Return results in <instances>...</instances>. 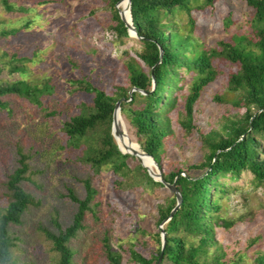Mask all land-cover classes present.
<instances>
[{
  "label": "rangeland",
  "instance_id": "rangeland-1",
  "mask_svg": "<svg viewBox=\"0 0 264 264\" xmlns=\"http://www.w3.org/2000/svg\"><path fill=\"white\" fill-rule=\"evenodd\" d=\"M9 1L11 9L0 4V80L22 76L36 82L49 79L54 85L51 93L40 97L41 104L11 93L1 96L9 110L0 108V213L9 199L5 181L17 165L18 147L27 154L26 178L20 185L32 196L19 222L7 226L12 240L9 260L18 264L57 263V254L43 229L58 233L69 224L76 204L66 196L67 189L83 198V179L89 180L95 194L84 212L82 228L68 241L72 263L109 264L105 245L119 253L121 264H137L130 258L129 249L151 257L158 246V206L172 192L163 184H148L133 154L126 157L129 170L125 175L114 172L109 165L95 172L83 161L88 148L101 147L102 133L110 129L107 123L88 129L75 146L66 143L61 128L63 121L78 113L82 103L91 106L92 94L70 81L84 76L108 94H113L118 85L126 87L125 61L137 58L141 41L133 34H117V20L112 15L113 7L120 8L117 1ZM188 5V12L173 10L171 22L178 34L191 35L194 47L218 50L219 41L232 43L233 36L254 39L250 25L253 12L243 1L214 0L205 5L203 0H190ZM12 55L23 58L15 62L23 63L25 74L9 70ZM211 64L214 77L200 89L188 132L177 121L194 72L178 69L175 102L166 112L172 131L163 138L160 166L156 165L161 172L178 168L186 174L201 172L203 167L188 165L206 159L208 148L201 142L203 133L210 129L222 131L227 118L242 112L231 104L235 95L226 89L227 78L237 65L219 55L211 56ZM141 101L136 96L132 105L138 106ZM125 127L130 140L141 148L133 128L127 123ZM260 155L264 157V139ZM220 180L225 187L212 195L219 206L215 215L231 224L213 226L214 244L197 255L204 264H211L216 252L222 253V261L251 264L256 253L264 252V186L257 184L248 170L237 178L225 176ZM177 235L185 245H194L199 238V234ZM159 264L173 263L162 258Z\"/></svg>",
  "mask_w": 264,
  "mask_h": 264
},
{
  "label": "trees",
  "instance_id": "trees-1",
  "mask_svg": "<svg viewBox=\"0 0 264 264\" xmlns=\"http://www.w3.org/2000/svg\"><path fill=\"white\" fill-rule=\"evenodd\" d=\"M115 1L117 0H111V4ZM189 1L129 0L133 28L139 36L142 48L136 53L137 58L130 57L125 61L127 86L118 85L113 94H108L95 87L84 76L71 80V84H77L92 94L91 106L82 103L78 113L63 121L61 126L66 143L75 146L88 129L102 123H107L110 127L114 102L122 97L119 111L126 117L125 122L133 128L141 149L151 155L160 166L163 138L172 131L166 112L175 102L173 90L179 79L178 69L182 67L194 72L183 99V113L177 121L188 132L193 126V104L202 86L215 74L211 56L219 55L237 65L236 71L227 78L226 89L235 95L231 104L241 108L242 112L238 116L227 118L222 131L210 129L203 133L201 142L208 148L206 159L188 165L190 168L203 167V170L196 174L181 173L179 168L161 172L165 180L175 182L181 196L178 207L163 224L165 241L162 258L173 264H204L197 254L205 246L214 244L213 226L227 227L231 224V221L215 215L219 206L212 195L224 191V183L220 180L222 177L237 178L242 171L248 170L257 184L264 186V157L260 155L261 140L264 139V0H240L253 12L250 20L255 34L253 40L243 35L233 36L232 43L219 41L220 48L209 51L194 47L191 35L178 34L171 22L173 10L183 9L188 12ZM213 1L203 0L205 5ZM0 4L5 9L12 8L9 0H0ZM112 11L117 20V34L126 36L125 21L118 15L117 8L113 7ZM11 57L9 70L17 71L20 75L25 74L26 67L23 63L15 62L23 58L15 55ZM132 86L144 93L134 89L129 94L128 89ZM53 88L54 85L49 79L36 82L19 76L12 80H0V108L8 109L6 101L1 98L4 94H15L34 104H41L40 97L51 93ZM136 96L142 98L138 106L132 105ZM100 143L101 147L97 150L87 149L83 154V161L89 163L95 172H99L103 165H109L114 172L125 175L129 170L126 163L129 154L118 149L109 128L102 133ZM16 153L17 165L7 174L5 181L9 199L0 213V264H18L9 260L12 240L7 226L10 222H19L22 211L32 201L31 194L20 185V181L26 178L27 154L19 147ZM139 168L143 169L148 184H162L142 166L139 165ZM82 183L85 194L81 199L67 189L66 196L76 204L69 224L58 233L43 229L44 235L51 242L52 250L57 254L56 264H73L68 241L82 228L84 212L89 209L88 204L95 194L89 180L83 179ZM174 203L175 197L171 193L165 203L158 206V221L168 214ZM179 232L199 234L198 242L185 245L183 238L177 235ZM156 237L158 246L151 257H144L136 250L129 249L130 258L137 264H153L159 253V231ZM105 254L109 264H121L119 253L108 245H105ZM221 256L220 252L214 253L210 263L241 264L233 260L222 261ZM251 264H264V252L256 253Z\"/></svg>",
  "mask_w": 264,
  "mask_h": 264
},
{
  "label": "water",
  "instance_id": "water-1",
  "mask_svg": "<svg viewBox=\"0 0 264 264\" xmlns=\"http://www.w3.org/2000/svg\"><path fill=\"white\" fill-rule=\"evenodd\" d=\"M120 0H117V3H119ZM126 10L129 14V19L126 18V15L124 14V10L122 8H118L117 9V13L118 15H120L121 19L125 21V24H126V28H127V33L128 34H133L135 35L136 37H139L135 30H134V25L132 23V20H131V14L129 13V0H126ZM161 54V50H159V55ZM152 86H153V83H152ZM134 89H137L139 92L141 93H144L143 90L139 89V88H136L134 86L130 87V89H128V93L130 94L131 90H134ZM122 99V97L118 98L115 100L114 102V105H113V109H112V113H111V121H110V133L112 135V137L116 134H119L121 135L122 133H125L124 130H121L119 127H118V124H117V121H116V118H115V112L116 110L119 109V103H120V100ZM129 99V98H128ZM129 142H130V139H129ZM117 144V143H116ZM117 147L118 149L121 151V152H127L128 154H133L134 156H136L137 158H139V153L137 151V149L133 148V147H129L127 150H122L119 145L117 144ZM141 149V148H140ZM141 153H143L145 156H148L149 158V161L150 163H152V165L154 167H151L150 165H145L143 164L141 161H140V164L148 170V173L150 176H152L154 179L156 180H160L162 182V184L164 186H166L173 194H174V197H175V203L174 205L170 208L168 214L163 217L157 227H158V230H159V238H160V247H159V253L154 261L153 264H159L160 261H161V258H162V251H163V246H164V241H165V236H164V230H163V226L162 224L164 222H166L170 216L172 215V213L174 212V210L178 207L180 201H181V196H180V192L179 190L176 188L175 186V182L172 181V182H169L167 180H165L161 174V170L159 168H157V164L155 162V160L151 157V155H149L148 153H146L145 151H143L141 149ZM139 160V159H138Z\"/></svg>",
  "mask_w": 264,
  "mask_h": 264
},
{
  "label": "bare ground",
  "instance_id": "bare-ground-1",
  "mask_svg": "<svg viewBox=\"0 0 264 264\" xmlns=\"http://www.w3.org/2000/svg\"><path fill=\"white\" fill-rule=\"evenodd\" d=\"M118 5L120 8H122L124 10V14L126 15V18L129 19V14L126 10V0H120ZM115 118H116L118 127L121 130H124V132H125V133H122L121 135H119V134L114 135L113 138H114L115 142L119 145V147L122 150H127L129 147H133V148L137 149V151L139 153V158H138L139 161H141L145 165H150L152 167V163H150L148 156H145L143 153H141V149L139 147L137 148L135 146L137 144L131 140L129 142L130 138L126 133L125 122L122 119V116H121L119 109L116 110V112H115Z\"/></svg>",
  "mask_w": 264,
  "mask_h": 264
}]
</instances>
